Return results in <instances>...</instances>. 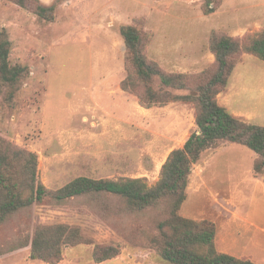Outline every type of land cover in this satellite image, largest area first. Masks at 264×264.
Returning a JSON list of instances; mask_svg holds the SVG:
<instances>
[{
  "label": "rangeland",
  "instance_id": "rangeland-1",
  "mask_svg": "<svg viewBox=\"0 0 264 264\" xmlns=\"http://www.w3.org/2000/svg\"><path fill=\"white\" fill-rule=\"evenodd\" d=\"M37 1L57 8L54 23L0 0V33L6 30L12 42L10 61L29 68L15 108L0 94V136L38 155L39 177L50 191L78 177L146 178L149 185L156 184L168 153L182 148L197 131L195 110L183 103L145 109L121 89L127 76L121 27L139 20L148 35L146 53L151 60L169 73L197 75L210 66L209 1L217 8L219 0ZM248 59L233 74L241 102V110L233 112L242 114V121L264 126V62ZM230 146L207 151L194 167L191 189L202 176L209 177L208 186L199 194L191 192L181 212L186 218L216 223L218 247L225 239L224 219L236 207L240 221L260 215L255 222L264 226V190L257 191L251 182L252 177L264 180V173L254 172L257 155L246 147ZM236 188L245 195L233 193ZM235 196L238 200L232 199ZM162 211L130 214L124 202L107 195L61 204L47 197L0 227V246L30 237L41 226L68 224L78 227L90 244L70 250L64 264H92L97 246L119 247L143 264L161 261L151 238L158 232L155 221ZM232 233L242 252L246 247V253L253 250L252 228L234 227ZM0 264L45 263L32 261L29 250H23L2 256Z\"/></svg>",
  "mask_w": 264,
  "mask_h": 264
},
{
  "label": "trees",
  "instance_id": "trees-1",
  "mask_svg": "<svg viewBox=\"0 0 264 264\" xmlns=\"http://www.w3.org/2000/svg\"><path fill=\"white\" fill-rule=\"evenodd\" d=\"M31 11L46 23L56 21V7L46 8L37 0H8ZM213 5V7H211ZM209 1V15L215 12ZM140 21L121 27L126 46V78L121 83L124 92L133 94L145 109L164 108L183 103L193 106L197 131L183 148L173 150L163 164L156 184L146 178L92 179L78 177L56 191H50L39 177V157L26 148L0 136V227L19 212L41 204L47 197L56 203L96 195L120 199L128 213L140 215L163 209L157 219L151 245L163 264H257L250 258H237L218 251V226L210 220L196 221L181 215L188 198V187L194 167L203 155L224 144H235L253 151L256 174L264 173V126L250 124L233 116L218 102V95L226 90L243 55H251L264 62V29L231 37L212 31L209 51L214 62L197 75L166 72L146 53L148 35ZM12 42L6 30L0 33V94L15 108L29 68L10 61ZM0 246V258L6 254L29 250L30 259L45 264H60L68 252L90 243L78 227L54 224L38 227L30 237L13 239ZM102 254V256H99ZM125 256L119 247L97 246L92 263L101 264Z\"/></svg>",
  "mask_w": 264,
  "mask_h": 264
},
{
  "label": "crops",
  "instance_id": "crops-1",
  "mask_svg": "<svg viewBox=\"0 0 264 264\" xmlns=\"http://www.w3.org/2000/svg\"><path fill=\"white\" fill-rule=\"evenodd\" d=\"M219 6L216 8L215 12L209 15V18L212 21V27L211 31H220L223 32L231 37H244L247 33H257L264 29V0H219L218 2ZM213 6V5H212ZM248 58H255L251 55L245 54L243 61L238 65V67L235 70V73L245 64L247 60H251ZM215 58L212 53L209 52V65H211L214 62ZM202 62V61H201ZM198 63V61H197ZM234 73V74H235ZM234 75L232 79L230 80L229 86L227 90L222 93L219 96V103L221 106L227 108L231 111V113L239 118L242 114H237L238 112H233V109H239L241 110V102L239 101L240 98L238 96V88L237 85H234L233 82ZM240 82H236V84H239ZM224 100V101H223ZM184 146V145H183ZM236 146L235 144H232L229 148H234ZM183 148V147H182ZM171 152V151H170ZM168 153V155L170 154ZM255 154V153H253ZM253 154L251 156H253ZM168 156L164 161H166ZM164 162L160 165L162 167ZM252 168V166H251ZM209 177H203L198 180V185L196 188L191 189V182L188 188V198L184 205L188 202L190 193H196L199 194V192L205 187H207V181ZM251 179V176L249 177ZM253 183H256V190L257 191H263L264 190V180H261L257 177H252ZM236 193H239V195H245L244 192H242L239 188H236ZM210 192H212V196H215V192L213 188L209 189ZM240 197V196H239ZM255 197V196H254ZM232 199L238 200V197H233ZM255 199V198H254ZM184 205L182 208H184ZM236 207V206H235ZM182 212V209H181ZM232 216L227 214L228 218H225L226 224L223 223V227H226V229H223V232L225 233L224 242H222L221 247H218L217 249L221 253H226L231 256L237 257V258H250L252 261H254L257 264H264V226H260L259 224H256V220H259L261 217L260 215H254L251 216V218L239 220L240 211L237 210V207L235 211H231ZM223 218V216H222ZM217 219V218H215ZM242 223V224H241ZM235 224H238L235 226ZM234 227L240 231L241 229H249L252 228L255 232L254 238H256L254 241H252L251 245L253 246V250L249 253L248 247L244 248V252L240 250V240H235V237L232 233ZM218 238H219V231L217 233L216 238V244H218ZM232 247V249H231ZM237 249H235V248ZM63 261L60 264H64ZM145 262H139V261H132V259L128 256H121L118 258H115L113 260L101 263V264H143ZM94 264V263H92ZM147 264H163L159 261H151L147 262Z\"/></svg>",
  "mask_w": 264,
  "mask_h": 264
}]
</instances>
